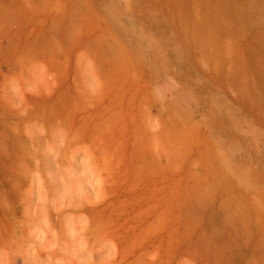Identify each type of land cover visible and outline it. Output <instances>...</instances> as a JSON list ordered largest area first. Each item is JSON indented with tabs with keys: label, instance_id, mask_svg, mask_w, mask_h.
Wrapping results in <instances>:
<instances>
[{
	"label": "rangeland",
	"instance_id": "rangeland-1",
	"mask_svg": "<svg viewBox=\"0 0 264 264\" xmlns=\"http://www.w3.org/2000/svg\"><path fill=\"white\" fill-rule=\"evenodd\" d=\"M0 139V263L264 264V0H0Z\"/></svg>",
	"mask_w": 264,
	"mask_h": 264
},
{
	"label": "bare ground",
	"instance_id": "bare-ground-1",
	"mask_svg": "<svg viewBox=\"0 0 264 264\" xmlns=\"http://www.w3.org/2000/svg\"><path fill=\"white\" fill-rule=\"evenodd\" d=\"M87 67H88V66H87ZM84 69H85V68H84ZM83 72H84V71H83ZM83 72H82V73H83ZM93 73H94V71H93ZM46 74H47V73H46ZM42 75H43V74H42ZM95 75H96V74H95ZM43 76H44V75H43ZM43 76H42V77H43ZM50 76H51V74H50ZM45 77H46V76H45ZM48 78H49V77H48ZM51 78H52V77H51ZM85 78H86V77H85ZM91 78H94V74H93V77H91ZM96 79H97V75H96ZM93 80H94V79H93ZM92 83H93V82H92ZM46 85H47V84H46ZM96 86H97V85H95V87H96ZM89 89H90V88H89ZM86 91H87V90H86ZM92 91H93V89H92ZM92 91H91V92H92ZM94 91H95V90H94ZM88 92H89V91H88ZM95 92H96V91H95ZM35 95H36V94H35ZM9 98H10V97H9ZM12 99H13V98H12ZM6 100H7V99H6ZM9 100H10V99H9ZM8 102H9V101H8ZM12 102H13V101H12ZM72 102H73V101H72ZM80 102H81V101H80ZM6 103H7V102H6ZM10 103H11V102H10ZM57 103H59V100H58ZM115 103H116V101H115ZM118 103H119V100H118ZM13 104L15 105L16 103H13ZM62 104H63V103H62ZM76 104H77V103H76ZM11 105H12V103H11ZM11 105H10V106H11ZM54 105H55V104H54ZM15 106H16V105H15ZM55 106H56V105H55ZM64 106H65V105H64ZM78 106H79V105H78ZM8 107H9V106H8ZM11 107H12V106H11ZM17 107H19V106H17ZM73 107H74V106H73ZM76 107H77V106H75V108H76ZM102 107H103V106H102ZM24 108H25V107H24ZM34 108H35V107H34ZM144 108H145V107H144ZM28 109H31V108H28ZM65 109H66V108H65ZM73 109H74V108H73ZM78 109H79V108H78ZM58 110H59V109H58ZM63 110H64V109H63ZM63 110H61V111H63ZM74 110H75V109H74ZM141 110H142V109H141ZM143 110H144V109H143ZM19 111H21V110H19ZM43 111H44V110H43ZM69 111H70V110H69ZM144 111H146V110H144ZM29 112H31V111H29ZM74 112H75V111H74ZM76 112L78 113V111H76ZM76 112H75V114H76ZM103 112H104V111H103ZM137 112H138V111H137ZM139 112H140V111H139ZM55 113H56V112H55ZM68 113H69V112H68ZM71 113H72V110H71ZM71 113H70V114H71ZM99 113H100V112H99ZM112 113H113V112H112ZM146 113H147V112H146ZM146 113H143V114H146ZM148 113H149V111H148ZM148 113H147V114H148ZM24 114H25V113H24ZM27 114H28V113H27ZM35 114H36V113H35ZM44 114H45V113H44ZM44 114H43V116H44ZM58 114H60V113H58ZM58 114H57V116H58ZM75 114H74V115H75ZM147 114H146V115H147ZM28 115H30V114H28ZM53 115H54V114H53ZM65 115H66V114H65ZM67 115H68V114H67ZM67 115H66V116H67ZM114 115H115V114H114ZM36 116H37V115H36ZM43 116H42V118H43ZM45 116H46V115H45ZM47 116H49V115H47ZM55 116H56V115H55ZM19 117H20V116H19ZM32 117L34 118V116H32ZM51 117H52V115H51ZM53 117H54V116H53ZM64 117H65V116H64ZM68 117H69V116H68ZM72 117H73V116H72ZM97 117H98V115H97ZM97 117L95 116V119H96ZM23 118H24V116H23ZM45 118H46V117H45ZM48 118H49V117H48ZM59 118H60V117H59ZM59 118H58V119H59ZM26 119H27V117H26ZM29 119H30V118H29ZM70 119H71V118H70ZM82 119H83V118H82ZM85 119H86V118H84V120H85ZM44 120H46V119H44ZM48 120H49V119H48ZM48 120H47V121H48ZM90 120H91V118H90ZM51 121L53 122V119H52ZM67 121H68V120H67ZM80 121H81V120H80ZM87 121H88V120H87ZM21 122H22V121H21ZM34 122H35V121H34ZM89 122H90V121H89ZM91 122H92V121H91ZM43 123H44V122H43ZM48 123H49V122H48ZM32 124H33V123H32ZM34 124H35V123H34ZM40 124H42V123H40ZM81 124H82V122H81ZM98 124H99V123H98ZM149 124L152 125L153 123H152V122L150 123V121H149ZM21 125H22V124H21ZM21 125H20V126H21ZM25 125H26V124H25ZM30 125H31V124H29V126H30ZM49 125H50V124H49ZM49 125H48V128H49ZM153 125H154V124H153ZM153 125H152V126H153ZM29 126H28V127H29ZM55 126H56V125H55ZM78 126H79V125H78ZM84 126H87V124L84 125ZM32 127H33V126H32ZM44 127H45V126H44ZM58 127H59V126H58ZM62 127H63V126H62ZM66 127H67V125H66ZM89 127H90V126H89ZM99 127H100V126H99ZM149 127H150V126H149ZM67 128H68V127H67ZM93 128H94V127H93ZM151 128H152V127H151ZM32 129H33V128H32ZM39 129H40V128H39ZM43 129H44V128H43ZM49 129H50V128H49ZM75 129H76V127H75ZM88 129H89V128H87V130H88ZM8 130H9V129H8ZM29 130H30V129H29ZM37 130H38V129H37ZM70 130H71V129H70ZM78 130H79V129H78ZM26 131H27V129H26ZM56 131H57V130H56ZM71 131H72V130H71ZM79 131H80V130H79ZM84 131H85V130H84ZM89 131H91V130L89 129ZM92 131H93V130H92ZM96 131H97V130H96ZM10 132H11V131H10ZM18 132H19V131H18ZM21 132H22V131H21ZM27 132H28V131H27ZM34 132H35V131H34ZM40 132H41V130H40ZM43 132H45V131H43ZM48 132H49V131H48ZM28 133L30 134V132H28ZM53 133H54V131H53ZM53 133H52V134H53ZM63 133H64V132H63ZM77 133H78V132H77ZM87 133H88V132H87ZM89 133H91V132H89ZM97 133H98V131H97ZM14 134H15V133H14ZM24 134H25V133H24ZM26 134H27V133H26ZM33 134H35V133H33ZM38 134H39V133H38ZM99 134H100V133H99ZM102 134H103V133H102ZM105 134H106V133H105ZM112 134H113V133H112ZM11 135H12V134H11ZM11 135H10V136H11ZM75 135H77V134L75 133V134H73V137H71L72 140H74L75 138H78V136H80V133H79L78 136H75ZM15 136H16V135H15ZM40 136H41V135H40ZM66 136H67V135L65 134V137H66ZM74 136H75V137H74ZM46 137H47V135H46ZM82 137H83V135H82ZM112 137H113V136H111V138H112ZM117 137H118V136H117ZM16 138H17V137H16ZM16 138H15V139H16ZM29 138H30V137H29ZM35 138H36V137H35ZM79 138H80V137H79ZM98 138H100V137L98 136ZM13 139H14V138H13ZM15 139H14V140H15ZM18 139H19V138H18ZM85 139H86V138H85ZM93 139H94V138H93ZM120 139H121V138H120ZM149 139H150V138H149ZM0 140H1V139H0ZM29 140H30V139H29ZM33 140H34V137H33ZM36 140H37V138H36ZM47 140H48V139H47ZM51 140H52V139H51ZM67 140H68V139H67ZM69 140H71V139H69ZM88 140H90V139L88 138ZM103 140H104V139H103ZM151 140H152V137H151ZM12 141H13V140H12ZM20 141H21V139H20ZM40 141H41V140H40ZM44 141H45V140H44ZM75 141H78V140L75 139ZM79 141H80V139H79ZM85 141H87V140H85ZM93 141H94V140H93ZM93 141H92V142H93ZM112 141H113V140H112ZM115 141H116V140H115ZM2 142H3V141H2ZM15 142H16V141H15ZM24 142H26V141L24 140ZM34 142H35V141H34ZM36 142H37V141H36ZM47 142H48V141H47ZM61 142H62V141H61ZM90 142H91V140H90ZM124 142H125V141H124ZM13 143H14V142H13ZM17 143H18V142H17ZM19 143H20V142H19ZM19 143H18L17 145H18L19 149H21L20 146H19ZM28 143H29V142H28ZM30 143H31V142H30ZM62 143H63V142H62ZM74 143H75V142H74ZM125 143H126V142H125ZM134 143H135V142H134ZM147 143H148V142H147ZM151 143H152V142H151ZM151 143L149 144V145H150V146H149V149H150V147H151V145H152ZM42 144H43V143H42ZM48 144H49V143H48ZM68 144H69V143H68ZM68 144H67V147L69 146L68 149L71 150V148L73 147V145H70V144L68 145ZM83 144H84V143H83ZM91 144H92V143H91ZM98 144H99V143H98ZM118 144H119V143H118ZM20 145H22V144H20ZM37 145H39V144H37ZM44 145H45V144H44ZM89 145H90V144H89ZM111 145H112V144H111ZM22 146H23V145H22ZM25 146H26V145H25ZM62 146H63V144H62ZM74 146H75V145H74ZM79 146H80V145H79ZM84 146H85V145H84ZM87 146H88V145H87ZM90 146H91V145H90ZM101 146H102V145H101ZM0 147H1V146H0ZM40 147H41V146H40ZM48 147H49V146H48ZM65 147H66V146H65ZM70 147H71V148H70ZM76 147H78V146H76ZM82 147H83V146H82ZM119 147H120V146H119ZM121 147H122V146H121ZM136 147H137V146H136ZM152 147L155 149L154 145H153ZM3 148H4V144H3V147L1 148V150H2ZM23 148H24V147H23ZM32 148H33V147H32ZM46 148H47V146H46ZM112 148H113V146L111 147V149H112ZM142 148H143V147H142ZM157 148H158V147H157ZM163 148H165V147H163ZM34 149H35V147H34ZM38 149H39V148H38ZM40 149H42L44 152H45V150H46V149H43V147L40 148ZM59 149H60V148H59ZM66 149H67V148H66ZM66 149H64L63 151H66ZM72 149H73L72 151H74L75 148H72ZM78 149H79V148H78ZM94 149H95V148H94ZM101 149H103V148H101ZM101 149H100V150H101ZM138 149H139V148H138ZM166 149H167V147H166ZM23 150H24V149H23ZM26 150H27V149H26ZM35 150H37V149H35ZM88 150H89V149H88ZM92 150H93V149H92ZM98 150H99V149H98ZM100 150H99V151H100ZM103 150H104V149H103ZM135 150H136V149H135ZM155 150H156V149H155ZM157 150H158V149H157ZM5 151H6V150H5ZM30 151H31V150H30ZM38 151H39V150H38ZM72 151H70V152L68 151L70 156H71V152H72ZM83 151H84V149H83ZM85 151H86V149H85ZM95 151H97V150H95ZM99 151H98V152H99ZM113 151H114V150H113ZM113 151H112V153H113ZM116 151H117V150H116ZM132 151H133V150H132ZM143 151H144V150H143ZM143 151H142V152H143ZM147 151L149 152V150H147ZM153 151H154V150H153ZM153 151H152V153H153ZM2 152H4V151H2ZM24 152H25V151H24ZM24 152H23V153H24ZM47 152H48V151L46 150L45 153H47ZM57 152H58V151H57ZM57 152H56V153H57ZM68 152H66V153L68 154ZM86 152H87V151H86ZM29 153H30V152H29ZM61 153H62V152H61ZM61 153H57V154H59V156H60ZM72 153H73V152H72ZM82 153H83V152H82ZM152 153H151V155H152ZM3 154H4V153H3ZM12 154H13V153H12ZM74 154H75V153H73L72 156H75ZM89 154H90V153H89ZM89 154H88V152H87V155H89ZM95 154H96V153H95ZM114 154H115V153H114ZM121 154H122V153H121ZM149 154H150V153H149ZM6 155H7V154H6ZM20 155H21V154H20ZM47 155H48V154H47ZM53 155H54V154H53ZM53 155H52V156H53ZM65 155H66V154H65ZM99 155H100V154H99ZM104 155H105V153H104ZM116 155H117V154H116ZM138 155H139V154H138ZM155 155H156V154H155ZM7 156H8V155H7ZM50 156H51V155H50ZM55 156H56V154H55ZM63 156H64V155H63ZM72 156H71V157H72ZM79 156H80V155H79ZM95 156H96V155H95ZM111 156H113V155H111ZM120 156H121V155H120ZM0 157H1V156H0ZM2 157H3V156H2ZM61 157H62V156H61ZM66 157H67V156H66ZM66 157H65V158H66ZM141 157H142V156H141ZM141 157H140V158H141ZM6 158H7V157H6ZM19 158H20V157H19ZM69 158H70V157H68V159H69ZM78 158H79V157H78ZM97 158H98V157H97ZM104 158H105V157H104ZM114 158H116V157H114ZM133 158H134V157H133ZM3 159H4V157H3ZM10 159H11V158H10ZM28 159H29V158H28ZM31 159H33V158H31ZM53 159H54V157H53ZM53 159H51V160L53 161ZM56 159L58 160L59 158H58V157L55 158V161H56ZM112 159H113V158H112ZM137 159H138V158H137ZM141 159H142V158H141ZM151 159H152V158H151ZM14 160H15V159H14ZM18 160H19V159H18ZM24 160H25V159H24ZM24 160H21V161H19V162H22V161H24ZM33 160H34V159H33ZM51 160H50V161H51ZM59 160H60V159H59ZM69 160H70V159H69ZM79 160H80V159H79ZM79 160H78V161H79ZM158 160H159V159H158ZM9 161H10V160H9ZM35 161H36V159H35ZM72 161H73V160H72ZM74 161H75V160H74ZM78 161L76 160V162H78ZM115 161H116V160H115ZM115 161H114V162H115ZM134 161H135V160H134ZM136 161H137V160H136ZM142 161H143V160H142ZM0 162H1V161H0ZM6 162H7V160H6ZM16 162H17V161H16ZM19 162H18V163H19ZM29 162H30V160H29ZM37 162H39V161H37ZM48 162H49V160L46 161V163H48ZM62 162H63V161H62ZM64 162H65V161H64ZM76 162H75V163L70 162V163H72L73 166H75L74 164H76ZM90 162H91V159H90ZM114 162H113V163H114ZM125 162H126V160H125ZM137 162H138V161H137ZM149 162H150V161H149ZM3 163H4V162H3ZM3 163H2V164H3ZM8 163H9V162H8ZM51 163H52V162L46 164V166L49 165V164H51ZM54 163L57 164V162H54ZM82 163H84V162H82ZM93 163H95V162H93ZM116 163H117V162H116ZM144 163H145V162H144ZM144 163H142V164H144ZM150 163H151V162H150ZM4 164H5V163H4ZM14 164H15V163H14ZM16 164H17V163H16ZM22 164H23V163H22ZM60 164H62V163H60ZM65 164H66V163H65ZM80 164H81V163H80ZM85 164H86V163H85ZM85 164H84V167H85ZM151 164H152V163H151ZM154 164H155V163H154ZM158 164H159V162H158ZM160 164H161V163H160ZM20 165H21V164H20ZM23 165H25V163H24ZM68 165L71 166V164H68ZM77 165L79 166V168H81V167H80L81 165H79V164H77ZM77 165H76L75 167H78ZM122 165H123V164H122ZM125 165H126V164H125ZM129 165H130V164H129ZM18 166H19V165H18ZM25 166H26V165H25ZM27 166H28V165H27ZM35 166H36V165H35ZM44 166H45V165H44ZM54 166H55V165H54ZM54 166H53V167H54ZM65 166H66V165H65ZM103 166H104V165H103ZM103 166H102V167H103ZM140 166H142V165H140ZM147 166H148V165H147ZM157 166H158V165H156L155 167L157 168ZM168 166H169V165H168ZM32 167H33V165H32ZM39 167H40V166H39ZM42 167H43V166H42ZM47 167H48V166H47ZM47 167L45 168V169H46V172H47V170H48ZM49 167H51V166H49ZM53 167H52V168H53ZM60 167H61V166H59V169H60ZM75 167H73V169H71V168H70V169H71V170H74ZM82 167H83V166H82ZM92 167H94L93 164H92ZM92 167H91V168H92ZM107 167H109V166H107ZM122 167H123V166H122ZM133 167H134V166H133ZM142 167L144 168V165H143ZM150 167H151V165H150ZM153 167H154V166H153ZM158 167H159V166H158ZM162 167H163V166H162ZM15 168H16V166H15ZM20 168H21V167H20ZM64 168H65V167H63V171H64ZM79 168H77V169H79ZM96 168H98V167L96 166ZM165 168H166V167H165ZM7 169H8V168H7ZM13 169H14V168H13ZM23 169L25 170L26 168L23 167ZM35 169H36V168H35ZM49 169H50V168H49ZM57 169H58V168H57ZM65 169H66V168H65ZM77 169H76V170H77ZM86 169H87V168H86ZM93 169H94V168H93ZM116 169H117V168H116ZM148 169H149V168H148ZM152 169L154 170L155 168H152ZM8 170H9V169H8ZM14 170H16V169H14ZM21 170H22V169H21ZM41 170H42V169H41ZM67 170H68V168H67ZM76 170H75V173L77 174ZM98 170H99V169H98ZM105 170H106V169H105ZM118 170H119V168H118ZM133 170H134V168H133ZM12 171H13V170H12ZM18 171H19V170H16V172H15V171H13V172L18 173ZM42 171H43V170H42ZM65 171H66V170H65ZM79 171H80V170H79ZM91 171H92V169H91ZM108 171H109V170H108ZM108 171L103 172V173L107 174ZM125 171H126V170H125ZM130 171H131V170H130ZM145 171H146V169H145ZM145 171H144V172H145ZM158 171H159V170H158ZM21 172H22V171H21ZM21 172H20V173H21ZM23 172H24V171H23ZM26 172H27V170H26ZM36 172H37V171H36ZM49 172H50V171H49ZM51 172H52V171H51ZM58 172H59V171L57 170V173H58ZM67 172H68V171H66V174H65L66 177H67V175L69 174V173L67 174ZM72 172H73V174H75L74 171H72ZM72 172H71L69 175L72 176ZM97 172H98V171H97ZM99 172H100V171H99ZM122 172H123V174L125 175V172H124V171H122ZM134 172H135V171H134ZM136 172H137V171H136ZM136 172H135V173H136ZM144 172H143V173H144ZM153 172H154V171H153ZM153 172H152L151 174H153ZM4 173H5V172H4ZM37 173H38V172H37ZM43 173H45V172H43ZM84 173L86 174V171H85ZM154 173H155V172H154ZM8 174H9V173H8ZM28 174H30V173H28ZM33 174H34V173H33ZM52 174H53V173H52ZM92 174H93V172H92ZM99 174H100V173H99ZM139 174H140V173H139ZM144 174H145V173H144ZM156 174H158V173H156ZM5 175H6V174H5ZM17 175H20V174H17ZM31 175H32V174H31ZM44 175H45V174H44ZM47 175H49V174H47ZM56 175H57V174H56ZM56 175H55V176H56ZM83 175H84V174H83ZM83 175H81V176L83 177ZM86 175H87V174H86ZM94 175H95V174H94ZM109 175H110V174H108V176H109ZM115 175H116V174H115ZM121 175H122V173H121ZM137 175H138V174H137ZM154 175H155V174H153L152 177H153ZM12 176H13V175H12ZM15 176H16V175H15ZM25 176H26V175H25ZM39 176H40V175H39ZM55 176H54V174H53L52 177H55ZM61 176H62V175H61ZM61 176H59V174H58V177L61 178ZM96 176H97V175H96ZM96 176H95V177H96ZM122 176H123V175H122ZM127 176H128V175H127ZM132 176H133V175H132ZM5 177H6V176H5ZM7 177H8V176H7ZM20 177H21V175H20ZM41 177H42V176H41ZM45 177H46V176H45ZM58 177H56V178H58ZM62 177H63V176H62ZM95 177H94V178H95ZM99 177H100V176H99ZM112 177H113V176H112ZM118 177H119V175H118ZM125 177H126V176H125ZM137 177H139V176H137ZM146 177H147V176H146ZM146 177H145L144 179H146ZM32 178H33V176H32ZM35 178H36V176H35ZM56 178H55V180H56ZM70 178H71V177H70ZM76 178H78V177H76V176H75V177H72L71 180H70L69 178H68V180H67V178H65V180H66V181H69V180H70L69 182L72 183V180H73V182L76 181V180H78V179H76ZM83 178H85V177H83ZM104 178H105V177H104ZM104 178L102 179V181L104 180ZM106 178H109V177H106ZM140 178H141V177H140ZM154 178H155V177H154ZM9 179H10V178H9ZM19 179H20V178H19ZM41 179H42V178H41ZM62 179H63V178H61V180H62ZM79 179H80V178H79ZM88 179H89V178H88ZM100 179H101V177H100ZM113 179H114V178H113ZM113 179H112V180H113ZM124 179H125V178H124ZM5 180H6V179H5ZM38 180H40L39 177H38ZM53 180H54V178H53ZM58 180H59V178H58ZM80 180H82V179H80ZM83 180H84V179H83ZM93 180H94V179H93ZM139 180H140V179H139ZM10 181H11V180H10ZM14 181H15V180H14ZM18 181H19V180H18ZM34 181H35V180H34ZM47 181H48V180H47ZM66 181H65V182H66ZM78 181H79V180H78ZM78 181H77V182H78ZM110 181H111V180H110ZM30 182H31V181H30ZM32 182H33V181H32ZM43 182H44V181H43ZM84 182H86V181H84ZM90 182H91V181H89V183H90ZM93 182H94V181H93ZM142 182H143V181H142ZM9 183H11V182H9ZM36 183H37V182H36ZM61 183H62V181H61ZM78 183H79V182H78ZM100 183H101V182H100ZM137 183H138V182H137ZM15 184H17V183H14L13 185H15ZM19 184H20V183H19ZM19 184H17V185H19ZM30 184L34 185L33 183H30ZM53 184H55V183L53 182ZM63 184H64V183H63ZM80 184H81V183H80ZM83 184H84V183H83ZM132 184H133V183H132ZM138 184H140V183H138ZM17 185H16V186H17ZM42 185H43V184H42ZM45 185H46V184H45ZM51 185H52V184H51ZM58 185H62V184H58ZM68 185L70 186V183H69V184L67 183V186H68ZM85 185H86V184H85ZM101 185H102V184H101ZM124 185H126V184H124ZM127 185H128V184H127ZM134 185H135V184H134ZM30 186H31V185H30ZM40 186H41V184H40ZM47 186H48V185H47ZM47 186H46V187H47ZM49 186H50V185H49ZM67 186H66V187H67ZM73 186H75L74 183H73ZM104 186H106V185H104ZM110 186H111V185H110ZM118 186H119V185H118ZM122 186H123V185H122ZM145 186H146V184H145ZM17 187H18V186H17ZM35 187H36V186H34V189H35ZM38 187H39V186H38ZM41 187H43V186H41ZM59 187H60V186H59ZM59 187H58V189H59ZM64 187H65V186H64ZM77 187H78V186H77ZM82 187H83V186H82ZM91 187H92V186H91ZM154 187H155V186H154ZM51 188H52V187H51ZM60 188H61V187H60ZM80 188H81V187H80ZM85 188H86V186H85ZM108 188H109V187H108ZM138 188H139V187H138ZM18 189H20V188H18ZM34 189L32 188V190H34ZM40 189H41V188H40ZM42 189H43V188H42ZM66 189H67V190H69V189L73 190L72 187H71V188H70V187H69V188L67 187ZM76 189H77V188H76ZM104 189H105V188H104ZM109 189H110V188H109ZM154 189H155V188H154ZM156 189H157V188H156ZM161 189H162V188H161ZM14 190H15V189H14ZM30 190H31V189H30ZM43 190H45V189H43ZM64 190H65V189H64ZM71 190H70V191H71ZM74 190H75V189H74ZM82 190H84V189H82ZM136 190H137V189H136ZM148 190H149V189H148ZM157 190H158V189H157ZM18 191H19V190H18ZM27 191H28V190H27ZM38 191L40 192L39 189H38ZM45 191H46V190H45ZM60 191H61V190H60ZM96 191H98V189H97ZM104 191H105V190H104ZM106 191H107V190H106ZM106 191H105V192H106ZM127 191H128V190H127ZM141 191H142V190H141ZM36 192H37V191H36ZM67 192H68V191H67ZM88 192H89V191H88ZM88 192L86 191V193H88ZM93 192H95V191H93ZM98 192H99V191H98ZM105 192H104V193H105ZM107 192H108V191H107ZM137 192H138V190H137ZM150 192H151V191H150ZM152 192H153V191H152ZM159 192H160V191H159ZM13 193L16 194L15 191H14ZM25 193H26V192H25ZM48 193H49V192H48ZM62 193H64V192H62ZM70 193H71V192H70ZM73 193H74V192H73ZM75 193L77 194V191H76ZM75 193H74V194H75ZM113 193H114V192H113ZM39 194H40V193H39ZM54 194H55V193H54ZM64 194H65V193H64ZM84 194H85V193H84ZM98 194H100V192H99ZM152 194H154V192H153ZM37 195H38V194H37ZM46 195H48V194H46ZM49 195H50V194H49ZM49 195H48V196H49ZM61 195H63V194H61ZM77 195H78V194H77ZM106 195H107V194H106ZM110 195H111V194H110ZM138 195H139V193H138ZM1 196H2V195H1ZM1 196H0V197H1ZM4 196H5V197H4ZM15 196H16V195H15ZM23 196H24V195H23ZM25 196H26V195H25ZM32 196H33V195H32ZM38 196H41V195H38ZM56 196H57V195H55V196L53 195V197H55V198H56ZM66 196H67V195H66ZM70 196L73 197L72 195H70ZM70 196H68V197H70ZM88 196H89V195H88ZM88 196H87V197H88ZM99 196H100V195H99ZM116 196H117V195H116ZM135 196H136V195H135ZM140 196H141V195H140ZM150 196H151V194H150ZM156 196H157V195H156ZM3 197L6 198V195H3ZM20 197H21V196H20ZM75 197H76V196H75ZM91 197H92V196H91ZM101 197H102V194H101L100 198L97 197V199L100 200ZM77 198H79V197H77ZM77 198H76V200H77ZM141 198H142V197H141ZM146 198H147V197H146ZM154 198H155V197H154ZM157 198H158V197H157ZM18 199H19V198H18ZM49 199H50V196H49ZM52 199H53V198H52ZM62 199H63V197H62ZM64 199H65V198H64ZM72 199H73V198H72ZM93 199H95V198H93ZM125 199H126V198H125ZM134 199H135V198H134ZM151 199H152V198H151ZM1 200H2V199H1ZM4 200H5V199H4ZM4 200H3V201H4ZM7 200H8V198H7ZM7 200H6V201H7ZM12 200H13V199H12ZM46 200H48V198H47ZM79 200H80V199H79ZM81 200H82V199H81ZM91 200H92V198H91L89 201H91ZM118 200H119V199H118ZM122 200H123V199H122ZM126 200H127V199H126ZM137 200H138V199H137ZM140 200H141V199H140ZM146 200H147V199H146ZM152 200H153V199H152ZM157 200H158V199H157ZM10 201H11V200H10ZM31 201H33V200H31ZM67 201H68V199H67ZM83 201H85V200L83 199ZM93 201H94V200H93ZM93 201H92V203H95V201H94V202H93ZM100 201H101V200H100ZM100 201H99V202H100ZM131 201H132V200H131ZM1 202H2V201H1ZM7 202H8V201H7ZM65 202H66V201H65ZM135 202H136V201H135ZM4 203H5V202H4ZM4 203H3V204H4ZM19 203H20V202H19ZM29 203H30V202H29ZM72 203H73V201H72ZM77 203H79V202H76V204H75V203L72 204V206L76 205V207H78V209H80V207L78 206L79 204H77ZM86 203H87V202H86ZM118 203H119V202H118ZM138 203H139V202H138ZM1 204H2V203H1ZM1 204H0V205H1ZM9 204H10V203H9ZM27 204H28V203H27ZM42 204H43V203H42ZM64 204H65V203H64ZM64 204H63V205H64ZM80 204H81V206H82L83 203H80ZM89 204H90V203H89ZM95 204H96V203H95ZM123 204H124V203H123ZM132 204H133V203H132ZM29 205H30V204H29ZM29 205H28V206H29ZM47 205H48V203H47ZM129 205H130V204H129ZM150 205H151V204H150ZM150 205H149V206H150ZM22 206H23V205H22ZM28 206L26 205L27 209L30 210V208H28ZM50 206H51V204H50ZM54 206H55V205H54ZM72 206H70V208H71ZM83 206H84V205H83ZM151 206H152V205H151ZM153 206H154V205H153ZM13 207H14V206H13ZM15 207H16V206H15ZM39 207H40V206H39ZM60 207H62V206H60ZM64 207H65V205L62 207L61 210H64V209H63ZM68 207H69V206H68ZM74 207H75V206H74ZM97 207H98V206H97ZM6 208H7V207H6ZM8 208H9V207H8ZM81 208H83V207H81ZM123 208H124V207H122V210H123ZM153 208H154V207H153ZM156 208H157V207H156ZM25 209H26V208H25ZM27 209H26L25 211H27ZM33 209H38V208H33ZM43 209H44V208H43ZM47 209H48V208H47ZM58 209H60V208H58ZM58 209H57V210H58ZM74 209H77V208H74ZM12 210H13V209H12ZM12 210H10V212H11ZM14 210H15V209H14ZM41 210H42V209H41ZM41 210H40V211H41ZM48 210H49V209H48ZM48 210H47V211H48ZM61 210H60V211H61ZM104 210H105V208H104ZM118 210H119V209H118ZM152 210H153V209H152ZM32 211H33V210H32ZM42 211H44V212L46 213V209H45V210H42ZM42 211H41V213H42ZM49 211H50V210H49ZM51 211H52V210H51ZM60 211H58V212H60ZM87 211H89V210H87ZM87 211H86V212H87ZM95 211H96V210H95ZM98 211H99V210H98ZM98 211H97V212H98ZM123 211H124V210H123ZM143 211H144V210H143ZM150 211H151V210H150ZM2 212H3V211H2ZM27 212H29V211H27ZM44 212H43L44 215H40L41 213L38 211V215L42 216V217H40V219L38 218L39 220H41V219H45L44 216H45L47 219L50 217V215H49V217L46 216L47 214H49V212H47L46 215H45ZM69 212H70V211H69ZM99 212H100V211H99ZM138 212H139V211H138ZM23 213H25V212L23 211ZM29 213H30V212H29ZM33 213H34V212H33ZM39 213H40V214H39ZM50 213H52V212H50ZM56 213H57V211H56ZM71 213H72V212H70V214H71ZM79 213H80V212H79ZM87 213H88V212H87ZM100 213H101V212H100ZM103 213H104V212L102 211V214H103ZM25 214H26V213H25ZM27 214H28V213H27ZM36 214H37V213H36ZM62 214H63V213H62ZM70 214H66L67 217H68V215L70 216ZM77 214H78V213H77ZM90 214H91V213H90ZM117 214H118V213H117ZM120 214H121V213H120ZM120 214H119V215H120ZM136 214H138V213H136ZM147 214H148V213H147ZM12 215H13V214H12ZM22 215H23V214H22ZM22 215H21V216H22ZM32 215H33V214H32ZM34 215H35V213H34ZM34 215H33V216H34ZM63 215H65V212H64ZM66 215H65V216H66ZM82 215H83V214H81V216H82ZM94 215H95V214H94ZM96 215H97V217H98V214H96ZM110 215H111V214H110ZM119 215H117V216H119ZM128 215H129V214H128ZM149 215H150V214H149ZM23 216H25V215H23ZM28 216H29V214L27 215V217H28ZM30 216H31V215H30ZM30 216H29L28 218H30ZM51 216H52V215H51ZM56 216H57V215H56ZM65 216L62 217L63 222H66L67 219L69 220V218H71V216H72V218H73L74 215H73V213H72V215H71L70 217H68L67 219H66ZM79 216H80V215H79ZM92 216H93V215H92ZM100 216H101V215H100ZM102 216H103V215H102ZM0 217H1V216H0ZM77 217H78V215H77ZM93 217H94V216H93ZM110 217H111V216H110ZM145 217H147V216H145ZM72 218H71V219H72ZM81 218L83 219L84 217H81ZM81 218H80V219H81ZM85 218H86V217H85ZM85 218H84L83 222H82V221L80 222V223H82V224H80V228H79V227H76V226H75V227H76L75 230H74V228H71V230L73 229L74 233H73V234H72V233H69L71 236L68 235L69 237H71V240H70V238H69V239L67 238V239L70 240V241H72V243L69 241V243H71V244H69V243L67 244V245H69V247H70L71 245L76 246L77 248L79 247V245H82V246H83V245L88 246V245H86V244H87L86 241H88L89 239L91 240L92 235H94V234H96V236H97V237H95V239H97V238L99 239L100 236H101V237H104V235L102 236V233H103V232L100 231V230L102 229L101 227H103V225L105 226V224L103 223V220H102L103 217L101 218V220H100V218H99V220H97L98 225H97L96 223H94L95 225H97L96 227H93L94 229H88L89 226H87V225H90V226H93V225L90 224V223H88V222H87L88 220H86V223H87V224H85V222H84V221H85ZM89 218H90V216H89ZM91 218H92V217H91ZM91 218H90V219H91ZM95 218H96V217H95ZM113 218H114V217H113ZM143 218H144V217H143ZM3 219H4V218H3ZM3 219H2V220H3ZM12 219H13V218H12ZM30 219H31V218H30ZM59 219H60V218H59ZM65 219H66V221H64ZM128 219H129V218H128ZM0 220H1V219H0ZM60 220H61V219H60ZM73 220H74V219H73ZM73 220H72V221H73ZM76 220H77V219H76ZM93 220H94V219H93ZM104 220H105V219H104ZM108 220H109V219H108ZM114 220H115V219H114ZM9 221H11V220L9 219ZM13 221H14V220H13ZM45 221H46V220H45ZM45 221H43V222H45ZM47 221H49V219H48ZM79 221H80V220H78L77 223H76V222H75V223L78 225ZM99 221H100V222H99ZM134 221H135V219H134ZM138 221H139V220H138ZM7 222H8V221H7ZM51 222H53V221L51 220ZM60 222H61V221H60ZM63 222H62V223H63ZM94 222H95V221H94ZM114 222H116V221H114ZM16 223H17V222H16ZM21 223H22V221H21ZM21 223H20V224H21ZM57 223H58V222H57ZM72 223H73V222H72ZM72 223H71V224H72ZM5 224H6V222H5ZM9 224H10V222H9ZM22 224H23V223H22ZM22 224H21V225H22ZM46 224H47V223H46ZM48 224L50 225V226H48V228H50V227H51V223H48ZM71 224H70V225H71ZM73 224H74V223H73ZM114 224H115V223H114ZM149 224H150V223H149ZM17 225H18V224H17ZM17 225H16V226H17ZM58 225H59V224H58ZM70 225H69V223H68V221H67L66 226L68 227V226H70ZM108 225H109V224H108ZM110 225H111V224H110ZM120 225H121V224H120ZM8 226H9V225H8ZM14 226H15V225H14ZM16 226H15V227H16ZM19 226H20V225H19ZM22 226H23V225H22ZM66 226H65V229H64L65 231L69 229V227L67 228ZM71 226L74 227L73 225H71ZM15 227H12V229H13V228L15 229ZM46 227H47V226H46ZM16 228H17V227H16ZM48 228H47V229H48ZM51 228H52V227H51ZM51 228H50L49 230H51ZM54 228H55V227H54ZM77 228H79V229H77ZM107 228H108V227H107ZM142 228H143V227H142ZM14 229H13V231H14ZM55 229H56V228H55ZM119 229H120V228H119ZM126 229H127V228H126ZM131 229H132V228H131ZM146 229H147V228H146ZM153 229H154V228H153ZM5 230H6V229H5ZM20 230H21V229H20ZM53 230H54V229L52 228V233H54V232L56 231V230H55V231H53ZM71 230H69L68 232H73V231H71ZM111 230H112V229H111ZM137 230H138V229H137ZM151 230H152V229H151ZM151 230H150V231H151ZM10 231H11V230H10ZM10 231H9V232H10ZM13 231H11V234L13 233ZM104 231H105V230H104ZM152 231H153V230H152ZM7 232H8V231H7ZM14 232H15V231H14ZM40 232H41V231H40ZM46 232H48V231H46ZM68 232L66 231V233H68ZM108 232H109V231H108ZM4 233H5V232H4ZM21 233H22V231H21ZM60 233H61V231H60ZM66 233H65V234H66ZM88 233H89V234H88ZM109 233H110V232H109ZM111 233H112V232H111ZM113 233H114V232H113ZM134 233H135V232H134ZM9 234H10V233H9ZM11 234H10V235H11ZM49 234H50V232H49ZM55 234L57 235V233H55ZM55 234H53V236L56 237ZM65 234H64V235H65ZM147 234H148V233H147ZM13 235H14V234H12V236H13ZM15 235H16V234H15ZM19 235H20V234H19ZM21 235H22V234H21ZM86 235H87V236H86ZM99 235H100V236H99ZM117 235H118V234H117ZM39 236H40V235H39ZM46 236H47V235H46ZM48 236H49V235H48ZM57 236H58V235H57ZM85 236H86V238H85ZM89 236H90L91 238L88 239ZM106 236H107V235H106ZM2 237H3V236H2ZM18 237H19V236H18ZM66 237H67V235H66ZM123 237H124V236H123ZM41 238H42V234H41ZM50 238H51V237H50ZM53 238H54V237H53ZM84 238H85V239H84ZM105 238H106V237H105ZM105 238H104V239H105ZM7 239H8V238H7ZM10 239H11V237H10ZM10 239H8V241H9ZM25 239H27V238H25ZM44 239H46L45 236H44ZM48 239H49V238H48ZM48 239H47V240H48ZM54 239H55V238H54ZM87 239H88V240H87ZM110 239H111V238H110ZM1 240H2V238H1ZM11 240H12V239H11ZM57 240H58V239H55L54 241L56 242ZM63 240H64V239H63ZM85 240H86V241H85ZM92 240L94 241V238H93ZM99 240H100V239H99ZM125 240H126V239H125ZM133 240H134V239H133ZM13 241H14V240H13ZM13 241H11V242H13ZM17 241H18V240H17ZM22 241H23V240H22ZM24 241H25V240H24ZM26 241H27V240H26ZM43 241H44V240H43ZM43 241H42V242H43ZM45 241H46V240H45ZM61 241H62V240H61ZM100 241H101V240H100ZM131 241H132V240H131ZM5 242H6V240H5ZM11 242H10V241L8 242L9 245L11 244ZM40 242H41V241H40ZM40 242H38V243H40ZM55 242H54V243H55ZM96 242H97V241H96ZM96 242H95V243H96ZM105 242H106V241H105ZM126 242H128V241H126ZM3 243H4V242H3ZM16 243H17V242H16ZM23 243H24V242H23ZM25 243H26V242H25ZM50 243H51V242H49V246H50ZM52 243H53V242H52ZM54 243H53V244H54ZM59 243H60V241H59ZM59 243H58V244H59ZM123 243H124V242H123ZM132 243H133V242H132ZM0 244H1V243H0ZM43 244H44V243H43ZM53 244H51V246H53ZM55 244H57V243H55ZM93 244H94V243H93ZM107 244H108V243H107ZM134 244H135V243H133V245H134ZM3 245H4V244H3ZM9 245H8V246H9ZM12 245H13V244H12ZM44 245H45V244H44ZM61 245H62V244H61ZM64 245H65V244H64ZM67 245H66V246H67ZM89 245H90V244H89ZM4 246H5V245H4ZM39 246H40V245H39ZM49 246H48V247H49ZM51 246H50V247H51ZM55 246H56V245H55ZM107 246H108V245H107ZM110 246H111V244H110ZM113 246H114V245H113ZM9 247L11 248V246H9ZM13 247H14V246H13ZM15 247H18V246H15ZM19 247H23V246H19ZM41 247H42V246H41ZM63 247H64V246H62L60 249H63ZM67 247H68V246H67ZM105 247H106V246H105ZM0 248H1V247H0ZM4 248H5V247H4ZM53 248H54V247H52L51 249H53ZM58 248H59V246H58ZM71 248H72L71 250L75 249L74 251H76V248H74V247H71ZM43 249H44V248H43ZM46 249H48V248H46ZM68 249H70V248H68ZM125 249H127V248H125ZM31 250H32V248H31ZM31 250H30V251H31ZM58 250H59V249H58ZM71 250H69V251H71ZM109 250H110V249H109ZM3 251H4V250H2V252H3ZM15 251H16V250H15ZM28 251H29V249H28ZM32 251H33V250H32ZM49 251H51V250L49 249ZM53 251H54V250H53ZM56 251H57V250H56ZM74 251H73V252H74ZM77 251H78V250H77ZM0 252H1V251H0ZM11 252H12V251H11ZM23 252H24V251H23ZM79 252H80V249H79ZM81 252H82V251H81ZM85 252L87 253V251H85ZM85 252H84V251L82 252L83 255L85 254ZM106 252H107V251H106ZM12 253H13V252H12ZM18 253H19V252H18ZM18 253H17V254H18ZM50 253H51V252H49V254H50ZM70 253H71V252H70ZM77 253H78V252H77ZM118 253H119V252H118ZM130 253H131V252H130ZM130 253H129V254H130ZM2 254H3V253H2ZM2 254H1V259H3L2 257H4V256H2ZM6 254H7V253H6ZM21 254H22V252H21ZM23 254H24V253H23ZM23 254H22V256H23ZM29 254H31V253H29ZM49 254H48V255H49ZM88 254H89V253H88ZM91 254L93 255L92 252H91ZM7 255H8V254H7ZM104 255H105V254H104ZM118 255H119V254H118ZM121 255H122V253H121ZM27 256H28V255H27ZM30 256H31V255H29L28 257H30ZM33 256H34V254H33ZM76 256H77V254H76ZM78 256H79V254H78ZM78 256H77V260H78ZM81 256H82V254L80 255V257H81ZM109 256H110V255H109ZM6 257H7V256H6ZM31 257H32V256H31ZM69 257H70V256H69ZM73 257H75V256L72 255L71 258L73 259ZM97 257H98V256H97ZM122 257H123V256H122ZM25 258H26V257H25ZM81 258H84V257H81ZM91 258H92V257H91ZM94 258H96V257H93V259H94ZM111 258H112V257H111ZM142 258H144V257L142 256ZM4 259H5V257H4ZM93 259H92V261H93ZM114 259H115V258H114ZM144 259H146V258H144ZM147 259H148V258H147ZM67 260H68V259H67ZM80 260H81V259H80ZM95 260H97V259H94V262H95ZM111 260H113V258H112ZM111 260H110V261H111ZM123 260H124V259H123ZM2 261H3V260H2ZM69 261H70V260H69ZM83 261H85V259H84ZM89 261L91 262V260H89ZM97 261H98V260H97ZM105 261H107V259H106ZM105 261H104V262H105ZM110 261H109V262H110ZM139 261H140V260H138L137 262H139ZM71 262H72V263H71ZM73 262H74V263L76 262L75 259L70 261L71 264H73ZM78 262H80V261L78 260ZM78 262H77V263H78ZM109 262H108V264H109ZM70 263H69V264H70ZM96 263H97V262H96ZM98 263H99V261H98ZM131 263H132V262H131ZM139 263H140V262H139ZM0 264H3V263L1 262ZM64 264H65V263H64ZM75 264H76V263H75ZM79 264H80V263H79ZM129 264H130V263H129ZM132 264H133V263H132Z\"/></svg>",
	"mask_w": 264,
	"mask_h": 264
}]
</instances>
